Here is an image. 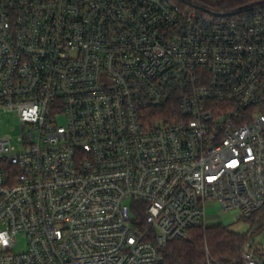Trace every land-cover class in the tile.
<instances>
[{
    "label": "built area",
    "instance_id": "obj_1",
    "mask_svg": "<svg viewBox=\"0 0 264 264\" xmlns=\"http://www.w3.org/2000/svg\"><path fill=\"white\" fill-rule=\"evenodd\" d=\"M14 113L0 264H165L218 225L208 202L264 213V5L0 0V115ZM242 261L264 264L259 239Z\"/></svg>",
    "mask_w": 264,
    "mask_h": 264
},
{
    "label": "trees",
    "instance_id": "obj_2",
    "mask_svg": "<svg viewBox=\"0 0 264 264\" xmlns=\"http://www.w3.org/2000/svg\"><path fill=\"white\" fill-rule=\"evenodd\" d=\"M209 15L235 14L247 8L264 5V0H174ZM252 219V218H250ZM248 236L233 232L223 225L195 228L189 238L172 242L164 252L165 264H201L207 255L217 264H243L242 253Z\"/></svg>",
    "mask_w": 264,
    "mask_h": 264
},
{
    "label": "rangeland",
    "instance_id": "obj_3",
    "mask_svg": "<svg viewBox=\"0 0 264 264\" xmlns=\"http://www.w3.org/2000/svg\"><path fill=\"white\" fill-rule=\"evenodd\" d=\"M60 124L64 125L65 121L63 119L60 120ZM22 131L17 114L0 115V138L6 136L16 138L22 134ZM128 203L130 204V201ZM207 221L209 223L217 222L218 225H223L233 232L247 235L248 247L253 246L257 239L264 245V213H260L252 219L237 220L233 218L232 214L222 211L216 202L211 201L207 203ZM27 248V238L20 236L14 252L22 253Z\"/></svg>",
    "mask_w": 264,
    "mask_h": 264
},
{
    "label": "water",
    "instance_id": "obj_4",
    "mask_svg": "<svg viewBox=\"0 0 264 264\" xmlns=\"http://www.w3.org/2000/svg\"><path fill=\"white\" fill-rule=\"evenodd\" d=\"M215 16H220V17H227V16H233L234 14H217V13H213Z\"/></svg>",
    "mask_w": 264,
    "mask_h": 264
}]
</instances>
